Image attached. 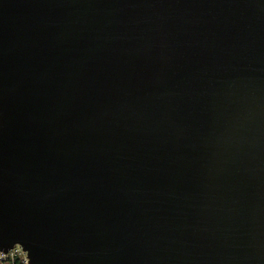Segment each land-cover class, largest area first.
<instances>
[{"label": "water", "instance_id": "1", "mask_svg": "<svg viewBox=\"0 0 264 264\" xmlns=\"http://www.w3.org/2000/svg\"><path fill=\"white\" fill-rule=\"evenodd\" d=\"M28 264H264V0H0V251Z\"/></svg>", "mask_w": 264, "mask_h": 264}, {"label": "built area", "instance_id": "2", "mask_svg": "<svg viewBox=\"0 0 264 264\" xmlns=\"http://www.w3.org/2000/svg\"><path fill=\"white\" fill-rule=\"evenodd\" d=\"M16 259H20L23 263L28 264L27 253L21 245H15L8 252L0 251V264H4L6 261L16 263Z\"/></svg>", "mask_w": 264, "mask_h": 264}, {"label": "trees", "instance_id": "3", "mask_svg": "<svg viewBox=\"0 0 264 264\" xmlns=\"http://www.w3.org/2000/svg\"><path fill=\"white\" fill-rule=\"evenodd\" d=\"M4 264H25L20 259H16V263H13L12 261H6Z\"/></svg>", "mask_w": 264, "mask_h": 264}]
</instances>
